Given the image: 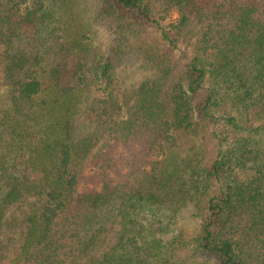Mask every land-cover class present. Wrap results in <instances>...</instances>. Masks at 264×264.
<instances>
[{
  "label": "trees",
  "instance_id": "16d2710c",
  "mask_svg": "<svg viewBox=\"0 0 264 264\" xmlns=\"http://www.w3.org/2000/svg\"><path fill=\"white\" fill-rule=\"evenodd\" d=\"M64 4L0 0V264H264V166L216 116L222 86L264 115V0H100L112 47L55 23Z\"/></svg>",
  "mask_w": 264,
  "mask_h": 264
},
{
  "label": "rangeland",
  "instance_id": "374dc122",
  "mask_svg": "<svg viewBox=\"0 0 264 264\" xmlns=\"http://www.w3.org/2000/svg\"><path fill=\"white\" fill-rule=\"evenodd\" d=\"M68 5L69 8L65 10L64 8ZM63 9H59L58 13L54 18V22L61 25L65 21L70 22L71 25H85V34L91 42L97 43L99 40L104 43V45H114L115 35L112 34V31H108L106 25L101 20L99 25H96V18H99L101 15L98 13L100 8V0H67V4L63 5ZM99 14V16H98ZM178 17L177 12L171 13V20H176ZM101 18V17H100ZM129 42H132V39H127V47L122 48L123 51L117 57V73L122 81L123 87L128 93L132 88H134L140 80L145 75V72L139 68L140 63L136 59L134 50H129ZM126 46V45H124ZM178 57L182 58L183 62H186L193 54L191 47L186 44H180L178 49H176ZM2 83V77L0 72V84ZM211 86V82L207 83V86ZM5 90L4 86H1V95L4 98L3 91ZM235 89L234 87L228 88L227 86H222L221 95L225 98L222 101L219 108L216 109V116L219 119L220 125L226 123V114L235 115L236 120L239 125L242 127L241 130H238L237 133L233 134L230 132L228 135L229 139H232L228 145H240L242 143H247L249 149L253 152L254 160L256 164L260 163L264 166V115L255 116L251 115L247 117L244 113L238 112L236 109L238 103L235 101ZM136 100V96L131 99V103ZM223 106V108H222ZM239 108V107H238ZM230 112V113H228ZM126 115V113H125ZM259 126L261 128L259 129ZM108 136V132L104 133L102 141ZM255 174L254 164L251 166V163H248V167L238 170L236 175L239 179L246 180L249 179ZM26 203H17L10 208L9 213L13 211H24L26 209ZM196 223L193 220L190 209L182 210L178 222L175 224L177 231H182L185 235H192L194 233V227ZM2 238L5 243H8V240L17 238L15 231L10 229H5L2 235Z\"/></svg>",
  "mask_w": 264,
  "mask_h": 264
}]
</instances>
